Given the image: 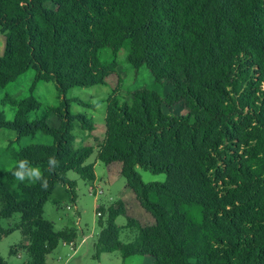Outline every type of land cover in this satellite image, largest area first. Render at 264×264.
<instances>
[{"label": "trees", "instance_id": "trees-1", "mask_svg": "<svg viewBox=\"0 0 264 264\" xmlns=\"http://www.w3.org/2000/svg\"><path fill=\"white\" fill-rule=\"evenodd\" d=\"M0 32V89L34 70L33 86L53 82L63 99L50 108L59 127L30 120L41 105L34 96L4 100L18 106L13 121L0 112V130L53 138L52 145L23 148L6 179L0 175V243L16 231L27 240L12 255L22 250L25 264H49L61 243L77 241L76 229L57 230L45 218V206L58 185L75 201L70 172L95 181L87 162L98 148L102 164L121 165L154 224L130 217L123 201L99 206L97 258L119 252L124 262L264 264V0H0ZM122 49L130 65L146 66L173 91L163 98L143 88L129 102L114 98L103 142L79 146L77 132L92 135L95 124L71 112L66 93L107 86L117 66L103 64L100 53ZM180 104L184 114L164 112ZM49 157L58 161L54 169ZM22 160L41 169L47 188L36 182L14 190ZM138 167L167 181L146 184ZM16 214L19 224L3 228ZM121 216L128 217L122 228ZM126 230L133 238L123 243ZM0 264L8 263L0 256Z\"/></svg>", "mask_w": 264, "mask_h": 264}, {"label": "rangeland", "instance_id": "rangeland-1", "mask_svg": "<svg viewBox=\"0 0 264 264\" xmlns=\"http://www.w3.org/2000/svg\"><path fill=\"white\" fill-rule=\"evenodd\" d=\"M5 49L6 38L0 32V55L4 54ZM100 56L103 64L110 65L115 63L117 66V72L109 78L108 85L73 88L66 93V98L70 100L71 112L86 114L95 124V130L92 135L77 132L79 146L89 144L96 147L103 142L105 139L107 111L111 100L114 98L129 102L133 92L143 88L159 92L163 98L173 91V87L167 82L164 84L156 83L155 78L146 66L137 70L130 65L127 61V49L120 50L116 55L110 52H101ZM34 79L35 71L29 70L16 82L9 84L4 89H0V112L5 114L8 121H13L17 114L18 106L10 102H4V100L10 98L20 103L24 99L34 96L41 105L37 111L29 115L30 120L46 119L50 125L59 127L60 121L51 112L50 108L59 106L63 99L59 98L57 88L53 82H41L33 86ZM164 112L167 115H178L184 114L185 109L181 104L173 108L165 106ZM52 143L53 138L42 133H38L33 137L19 139L17 133L13 130H0V175L4 180L6 179L5 173L17 165V154L23 148L35 144L52 145ZM98 154L99 149L95 148V152L87 164L94 165ZM111 170L118 174L121 172V165H113ZM136 170L146 184L165 183L167 181L165 174H154L140 167ZM96 174L99 185L95 182H90L89 179L85 181L77 174L70 172L68 179L77 183L75 201L69 194L67 186L58 185L46 204L45 218L53 222L57 230L70 227L76 229L79 234L77 241L74 243L76 244V249L61 243L59 248L48 256V262L50 264H154V260L150 257H133L124 262L119 252L102 254L97 258L95 246L100 234L98 225L100 217L97 215L99 206H111L117 201H123L128 210V215L138 219L143 226L153 225L154 219L151 214L140 206L122 175L115 177V180H110L107 166L104 164L96 168ZM20 183L32 184L27 180L24 182L17 180L14 186L15 191H18ZM94 184L103 190V194L98 197L97 201L90 195V189ZM20 221L21 215L16 214L12 219L3 221L2 227L5 229L12 228L19 224ZM116 224L121 228L125 227L128 224V217H119L116 220ZM83 234L89 236V239L82 243ZM132 238L133 234L130 230L123 231L121 236L123 243L130 242ZM26 241L20 231L5 237L0 243V256L8 264H25L28 262L27 255L22 250L12 255L11 249L21 244H26Z\"/></svg>", "mask_w": 264, "mask_h": 264}, {"label": "clouds", "instance_id": "clouds-1", "mask_svg": "<svg viewBox=\"0 0 264 264\" xmlns=\"http://www.w3.org/2000/svg\"><path fill=\"white\" fill-rule=\"evenodd\" d=\"M49 166L54 169L58 166L55 157H49ZM13 176L20 182L29 181L31 183L40 182L42 188H47V180L43 177L38 167H31L27 160L19 161L18 167L13 171Z\"/></svg>", "mask_w": 264, "mask_h": 264}, {"label": "crops", "instance_id": "crops-1", "mask_svg": "<svg viewBox=\"0 0 264 264\" xmlns=\"http://www.w3.org/2000/svg\"><path fill=\"white\" fill-rule=\"evenodd\" d=\"M98 156H99V154H98ZM101 164H102V163L98 160V157H97V159H96V161H95V163H94L95 173H96V168H98ZM112 166H113V165H112ZM112 166L107 167V171H108V173H109L108 177H109L110 180H115V177H118L119 175H121V173L115 174V173L113 172V170H111V169H112ZM94 182H95L96 184L99 185V180H98L97 174H96V179H95ZM88 239H89V236L83 234V240H82V243H83V242H86ZM63 243H64L65 245H69V246H71V243H66V242H63ZM73 247L76 249V244L73 243V244H72V249H73ZM48 263H49V262H48ZM49 264H50V263H49Z\"/></svg>", "mask_w": 264, "mask_h": 264}, {"label": "built area", "instance_id": "built-area-1", "mask_svg": "<svg viewBox=\"0 0 264 264\" xmlns=\"http://www.w3.org/2000/svg\"><path fill=\"white\" fill-rule=\"evenodd\" d=\"M103 194V190H101L99 188L98 185H93L90 189V195L93 196L95 198V200L97 201L98 200V197L101 196ZM69 208V207H68ZM70 209V208H69ZM98 216H101V213L98 212L97 213ZM73 243H71V246H72Z\"/></svg>", "mask_w": 264, "mask_h": 264}]
</instances>
